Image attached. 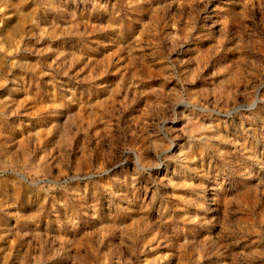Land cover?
Masks as SVG:
<instances>
[{"label": "rangeland", "instance_id": "374dc122", "mask_svg": "<svg viewBox=\"0 0 264 264\" xmlns=\"http://www.w3.org/2000/svg\"><path fill=\"white\" fill-rule=\"evenodd\" d=\"M0 131V264H264V0H0Z\"/></svg>", "mask_w": 264, "mask_h": 264}, {"label": "clouds", "instance_id": "9594fccd", "mask_svg": "<svg viewBox=\"0 0 264 264\" xmlns=\"http://www.w3.org/2000/svg\"><path fill=\"white\" fill-rule=\"evenodd\" d=\"M68 99L71 100V97H69ZM6 142H7V137L5 136V133L3 131H0V144L6 143ZM49 155H51V153H49ZM52 160H58V157L52 156ZM49 164H51V161H49ZM62 175L64 176L65 179H71V177H67L66 173L57 174V176L54 178V183L52 186L63 187L64 182L61 179ZM20 180L23 181L24 183H30L32 185H36L39 183V181H37V180L29 181L28 177H26V176H20ZM98 264H100L99 261H98ZM105 264H106V262H105Z\"/></svg>", "mask_w": 264, "mask_h": 264}]
</instances>
